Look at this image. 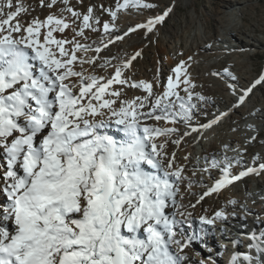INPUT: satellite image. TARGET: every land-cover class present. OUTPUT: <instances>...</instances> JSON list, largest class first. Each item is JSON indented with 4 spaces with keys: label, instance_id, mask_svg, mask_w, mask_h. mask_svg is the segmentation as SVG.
I'll return each mask as SVG.
<instances>
[{
    "label": "snow or ice",
    "instance_id": "snow-or-ice-1",
    "mask_svg": "<svg viewBox=\"0 0 264 264\" xmlns=\"http://www.w3.org/2000/svg\"><path fill=\"white\" fill-rule=\"evenodd\" d=\"M58 2L65 6L59 15L50 13L43 20L33 17L26 21L25 14L34 11L31 5L23 0H0V153L4 156L0 195L8 201L0 206V220L12 225L0 226V264H182L187 257L179 253L196 237L186 236L182 230L184 224L191 226L192 213L185 215L179 210L182 205L176 206L179 183L185 177L175 153L166 151L179 129L167 125L191 121L196 105L190 103L194 93L189 89L195 84L183 62L175 68L174 77H168L161 95L154 92L151 82H130L124 72L140 53L113 66L114 75L106 80L85 75L83 65L95 66L99 57H78L77 52L93 49L75 37L86 40L85 29L99 31L97 25L111 34L121 10L154 5L147 0H117L115 9H104L110 16L108 22H101L92 6L85 13L75 10L70 0H49L47 4L39 0V5L52 8ZM170 11L137 27L151 32ZM65 12L73 19L64 16ZM77 21L81 23L72 28ZM70 28L75 33L71 40L55 35ZM109 43L114 41L95 47V53ZM261 83L264 75L255 81ZM114 84L142 88L147 95L121 99L122 88L113 89ZM181 84L185 97L177 91ZM249 92L251 88L239 97V103ZM117 100L119 106L113 107ZM149 120L155 123H146ZM112 123L126 140L100 132ZM215 123L218 120L202 127ZM171 142L178 145L181 140ZM144 165L155 173L146 171ZM232 166L226 164L222 178L197 203L234 181L264 171L261 163L259 168L232 175ZM212 167L218 164L214 162ZM160 172L163 177L157 174ZM170 202L176 206L172 214L167 211ZM228 215L218 210L212 217L200 216L199 221L215 225L217 220L227 221ZM251 239L249 247L257 255L237 252L230 264H241V260L264 264V234L253 233Z\"/></svg>",
    "mask_w": 264,
    "mask_h": 264
},
{
    "label": "bare ground",
    "instance_id": "bare-ground-1",
    "mask_svg": "<svg viewBox=\"0 0 264 264\" xmlns=\"http://www.w3.org/2000/svg\"><path fill=\"white\" fill-rule=\"evenodd\" d=\"M220 2L219 11L217 13L220 16H224L223 18H216V21L219 24L220 33L213 39V37H210L207 34L206 28L202 24L198 27L194 35L191 34L187 38L184 44L186 48V55H191L192 53H196L204 49L207 54L203 56L204 60H206L212 52H218V55L215 56L213 61L204 67L202 71H200L201 69H198L197 66L190 71L185 68L186 74L189 72L188 76L192 82H194L199 73H202V89H189V91L194 93L193 99L190 103L196 105V107L192 110V114L194 116H198L199 114H202L201 109H203V104L197 100V96L195 94L198 93L200 96L204 97L205 93H210V95L214 97V100L211 98L214 105L209 114L210 116L208 122L205 124L211 123L213 120H218V123H215L212 127L205 129L194 120V116L192 115L191 121L187 124L190 125V127L186 126L187 128L183 129L177 127L176 125H170L171 127L179 129L177 133L172 135L171 140L180 139L181 143L177 145L172 143L170 140L166 146V151L169 154L174 152L176 155V164L184 169V183L188 184V187L186 188L187 191H184V194H182V196L184 195L183 198L185 200L181 203L183 208H180L179 210L185 212V215L189 212L192 213L190 218L191 227L193 228V226H197L194 223L195 220H197L198 224L200 223L198 219L200 216H203L204 212L207 216H213L216 211L223 210L229 215L227 221L217 220L215 225L203 224L201 229L202 232H200L201 236L199 238L204 240L203 243H206V249L204 250L206 253H204L202 248H199L198 245L199 254L202 253L203 256L198 261L197 258L192 257V255L189 256L191 248L193 246L197 247L198 244L197 240H193L191 246L184 249L183 253H179V255L189 258L182 260L184 264H188V262L200 264L201 261H204V264H221L222 258L219 256L221 254L226 259L225 264H230L233 254L237 252H250L253 256H255L257 255L255 249L249 247V245L253 244L251 236L253 233L257 236L264 234V171H261L259 175L254 173L250 174L221 189L218 192V196L220 197L221 195H225V198L221 201V203H218V201L217 203L214 202V199L204 201L206 197L197 203L199 197L206 192L209 187H212L216 180L222 178V169L226 167L228 161L232 162L231 164L233 165L231 168L232 175H238L239 172L248 168L242 160L244 156L249 158L248 162H250L252 166L256 163L255 160L251 159L254 155L257 156V163H259V165L264 163V150H254L251 152L252 146L249 144L250 142L255 143L254 146L258 148V141L249 129L252 131L260 130L261 134L264 133V99L260 98L259 102H255L251 106L246 107L248 105V102L246 101L250 98L253 89L252 86L255 84V79L252 71L244 69L245 65L243 61L244 58H249L252 54L257 52L256 50L259 48L257 45L261 46L262 41L254 37L252 38V36H249L246 31H242V28L239 27V22H244L243 16L249 8L247 1L220 0ZM119 21L121 25L114 30H118L125 34V37L120 40L119 43L117 41H115V43H109L108 47L101 53H95V47L102 46L104 43H107L109 39H113L114 36L111 37L110 34V37L100 42V44L91 45L93 49L92 51H89L86 54L82 53L83 55L76 53L78 57H99L96 60L95 66L87 63L83 65L85 74H98L102 70L100 65L110 66L111 63L114 62L113 59L120 53V46H122L121 43L125 41V38L131 30L129 28V24L126 25L123 19H119ZM248 38L250 40H248ZM212 42L214 43L212 44ZM233 42H236L237 44L234 45ZM117 43L119 45H117ZM249 47L255 49L247 51L246 49ZM176 51L179 52L180 49L178 48ZM227 56H229L231 62L236 65V71L233 74L226 76L228 81L234 83L236 87H238L236 89L234 88V91L232 92L228 81L213 75V73L216 72L213 68L219 66ZM76 70H80V68L77 67ZM233 77L235 78L233 79ZM209 84L213 85L210 90L208 86ZM257 86H264V83L257 84ZM179 87L185 86L181 84ZM249 88H251V92L246 95L242 104L239 103V97L244 95ZM263 89L264 87H262V90ZM122 92L124 95L123 97L129 100L137 96H141L140 92L134 93L133 97L130 95L129 91L123 90ZM163 92L161 91L159 95ZM182 96L185 97L186 94H182ZM172 100H175V97H172ZM245 102V109H243V104ZM245 117L250 118L246 124L239 123V125H237L232 123L233 119L238 120V122H245ZM228 121H230L231 124L230 133L226 134L224 138L218 135L212 136V133L215 134V132L219 130L220 126L226 124ZM146 123L153 124L155 122L149 120L146 121ZM178 123L183 124L186 122L184 120H179ZM192 128H197L198 131H192ZM232 130H236L235 133H231ZM239 130L241 133L238 134ZM186 133L191 134L187 135ZM163 139L164 137H161V140ZM213 150L216 153H220L218 162H216L218 167H212L211 169L206 170L208 164L203 165L199 162V160L207 159L211 162L215 157ZM250 152L252 154L247 155V153ZM3 162L4 156L3 153H0V163ZM194 166L204 170L202 172H195L194 175H189V171ZM161 174L163 176L162 172ZM208 175H210V177ZM203 177H206L205 180L208 182L207 184L200 180V178ZM211 179H214V181L211 182ZM247 180H250V183H252L251 186H245L242 184V182ZM189 184H191V187H189ZM213 194L215 195L217 193ZM232 200L236 201L235 205L230 203ZM7 203L8 201L5 197L0 195V206H5ZM192 205H195V207L193 208ZM170 208H174L173 205H171V202ZM249 223V227H246L245 224ZM0 226H7L9 228L12 227L10 222L6 223L3 220H0ZM184 226H182L183 232H185ZM186 226L189 225L186 224ZM221 229H223V231ZM245 232L248 233L246 235L244 234V239H242L244 242H247L245 246L240 243H233V241H241V238L236 237V235L240 233L243 234ZM185 235L187 236V233H185ZM195 237L198 238L197 236ZM261 259L264 260V256H262ZM241 264H245V262L241 260Z\"/></svg>",
    "mask_w": 264,
    "mask_h": 264
},
{
    "label": "rangeland",
    "instance_id": "rangeland-1",
    "mask_svg": "<svg viewBox=\"0 0 264 264\" xmlns=\"http://www.w3.org/2000/svg\"><path fill=\"white\" fill-rule=\"evenodd\" d=\"M248 3V10L244 14V22H239V27L242 28V31H246L249 36H252V38H256L262 41L261 46L257 45L259 48L256 50L257 52H253L252 56L249 58H244V69L252 71L253 77H254V83L261 75H264V0H245ZM19 2V0H14V3ZM49 0H45V3L47 4ZM120 3H123V0H119ZM147 2L154 5L152 8L148 9H140L136 10L133 8H129L127 11L121 10L118 13L119 19H123V21L127 24H129L130 30L132 28H137L136 31H131L127 37L125 38V41L128 42H122L120 46V53L116 56V58L113 59L114 62L111 63L110 66L102 67L101 71L96 74L98 77H104L105 80L107 78H110L114 75V67H119L121 64H123L125 61L129 60L132 56H135L136 53H140L139 56L135 60L132 61L131 67L124 72V77L128 78L130 82H140V81H146L153 83L154 86V92L159 95L161 91H165L167 88V79L169 76L174 77V70L177 66H179L182 62L184 64V68H187L192 70L195 66H197L198 69H202L206 67L215 56L218 55V52H212L210 56L204 60L203 56L207 55L205 50H200L199 52L192 53L191 55L185 54V42L187 38L192 34L194 35L198 29L199 26L202 24L206 28V32L210 37H213V39L220 33L219 32V24L216 21L217 17H224L220 16L217 12L219 11V5L220 0H147ZM23 3L25 5H31L34 11L30 10V14H25L26 21H30L33 17H38L39 19L43 20L45 17L50 13H56L57 15L60 14V9L64 8L65 6L62 3H57L56 6L52 8L43 7L41 8L39 5V0H23ZM117 4V0H83L81 3L80 0H70V5L77 11L81 13H85L87 11V8L89 6L94 7L95 9V16L99 18L101 22H108L110 20V16L104 9L112 8L115 9ZM103 6V7H101ZM171 9L170 12H168V15L165 17L163 22L156 24L151 32L147 31L145 28H138L137 26L140 24H146L150 19H153L157 16L163 15L164 12H166L168 9ZM225 10V9H224ZM64 16H67L69 20H72L73 18L68 13H63ZM119 19L116 21L117 28L121 25ZM81 21H77L76 24H73L71 27L75 28L78 24H80ZM99 28V31H93L91 29H85V36H87V39H83L81 37L76 36L75 38L77 40H80L83 44L88 45H98L103 40H106L110 37L109 33H105L103 31L102 25H97ZM116 28V29H117ZM57 38H67L71 40L75 33L70 29L65 30L64 33H55ZM132 35V36H131ZM113 37L112 41H117L119 43L120 40H117L115 36H123L125 37V34L121 33L120 31H115L114 29L111 30V37ZM131 40H130V39ZM129 39V40H128ZM246 39V38H245ZM248 40H250L248 38ZM117 43V45H119ZM214 42H212L213 44ZM233 44H237L236 42H233ZM66 47H71V45H66ZM180 49L179 52H177V49ZM250 49L255 48H247V51H252ZM80 55H83L82 52ZM86 54V53H85ZM186 56V58H185ZM216 70L213 75L220 79H224L226 81V76L229 75V73L233 74L236 71V65L231 62L230 57L227 56L219 66L216 68H213ZM225 69L228 71L226 72ZM199 71V72H200ZM87 74V73H86ZM85 74V75H86ZM89 74V73H88ZM87 74V75H88ZM95 75V74H94ZM102 75V76H100ZM189 75V72L187 73ZM181 79H184V76H181ZM201 79H202V73H199L196 79L194 80L195 88L196 89H202L201 87ZM103 82V81H102ZM228 84L231 85V92L234 91L233 89L238 88L236 85L230 81H228ZM254 87L252 86V92L250 95V98L248 101L247 106H251L255 102H259L260 98L264 99V89L262 90V87L264 86H257V84ZM209 90L212 88L213 85H208ZM113 89H120L129 91L130 95L133 97L134 93L140 92L141 97L147 95V93L142 88H133L129 85H112ZM184 87H179L177 91H179V95L181 97L182 94H186L183 91ZM163 89V90H162ZM123 92H121V99H125L123 97ZM209 96V97H208ZM107 98V97H106ZM204 100H200L197 98L198 101H200L203 104L202 114H199L198 116H194V120L198 122L200 125H204L206 122H208L209 114L211 112V109H213L214 103H212V99L214 100V97L207 93L204 94ZM176 99V98H175ZM120 100H117V103L113 105V107H118L120 104ZM243 104V109H245V104ZM246 118V117H245ZM99 119V117H98ZM250 120V118H246L245 122H238V120L233 119L232 123H235L239 125V123H247V121ZM190 122V121H189ZM189 122L187 123H176L175 125L179 128H187L186 126L190 127ZM161 125H164L165 122L161 121L159 122ZM168 127H171L170 125H167ZM231 124L230 121H228L226 124L220 126L219 130L215 132V134L212 133V136L218 135L222 136L223 138L226 136V134L230 133ZM250 132L254 135V137L258 141V148H256L254 145L255 143L250 142L249 144L251 147V152L256 150H264V133L261 134L260 130L252 131L249 129ZM236 130H232L231 133H235ZM101 133H106L111 136H113L118 141H124L127 139L124 132L118 128L115 124H111V126L100 129ZM245 132V131H244ZM241 133V131H238V134ZM230 135V134H229ZM161 140V137L159 138ZM239 150V149H238ZM214 152V150H213ZM247 153V155H251L252 153ZM215 157L212 159L211 162H209L207 159L199 160L203 165L208 164V167L206 170L211 169L213 163L218 162V158L220 157V153L214 152ZM252 160H255V165H251L249 161V158L247 156H244L242 158L243 162H245V165L248 166V168L256 167L259 168V163H257V156L254 155L251 158ZM230 162V161H228ZM232 163V162H231ZM145 170L151 173H155V170L152 169L150 166L144 165ZM204 169H199V167L194 166L189 171V175H194L195 172H202ZM205 170V171H206ZM162 176L161 172L157 173ZM203 175V174H202ZM210 177V175H208ZM204 178V179H203ZM200 178L203 183H208L205 179L206 177ZM211 182L214 181V179L210 180ZM182 182L179 183V194L177 196V204L176 206L182 205L181 203L184 202V198L182 194H184V191H187L188 184ZM216 182V181H215ZM243 185H250V180L242 182ZM183 186V187H182ZM210 188V187H209ZM208 190V189H207ZM206 190V191H207ZM182 192V193H181ZM181 196V198H180ZM217 194H211L210 196H206L205 200H213L214 202L221 203L222 200H224L225 195H221L218 198ZM180 200V201H179ZM167 210L169 214H172L175 211V207ZM183 208V205L182 207ZM205 215V212L204 214ZM214 216V214H213ZM212 217V216H209ZM199 220V219H198ZM194 222V218H193ZM200 222V221H199ZM195 225L193 228L191 226H184L185 232L187 233V236H197L198 238L194 239L198 241L197 247L193 246L191 248V251L189 252V256L192 255V257L197 258V261L203 256V254H199V248H202L203 252L206 249V243H203L204 240L199 238L201 236L200 232H202L203 224L197 223V220H195ZM249 224H245L246 227H249ZM248 233H240L241 241L240 243L245 246L247 242H244L242 239H244V236ZM218 241V239H217ZM191 246V245H190ZM206 253V252H204ZM207 256V255H206ZM221 259V264H225V257L221 254L219 255ZM188 258V257H187ZM189 259V258H188ZM182 264H184L182 262ZM188 264H194L193 262H188Z\"/></svg>",
    "mask_w": 264,
    "mask_h": 264
}]
</instances>
